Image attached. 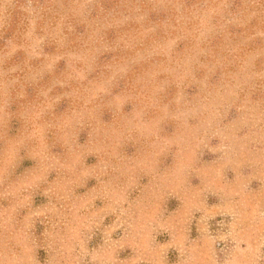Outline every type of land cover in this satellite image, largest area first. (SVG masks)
Listing matches in <instances>:
<instances>
[{
  "label": "rangeland",
  "instance_id": "obj_1",
  "mask_svg": "<svg viewBox=\"0 0 264 264\" xmlns=\"http://www.w3.org/2000/svg\"><path fill=\"white\" fill-rule=\"evenodd\" d=\"M0 264H264V0H0Z\"/></svg>",
  "mask_w": 264,
  "mask_h": 264
}]
</instances>
